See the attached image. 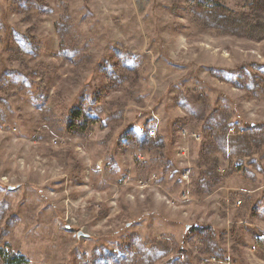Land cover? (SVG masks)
I'll list each match as a JSON object with an SVG mask.
<instances>
[{
  "label": "rangeland",
  "instance_id": "374dc122",
  "mask_svg": "<svg viewBox=\"0 0 264 264\" xmlns=\"http://www.w3.org/2000/svg\"><path fill=\"white\" fill-rule=\"evenodd\" d=\"M4 253L264 264V0H0Z\"/></svg>",
  "mask_w": 264,
  "mask_h": 264
},
{
  "label": "trees",
  "instance_id": "16d2710c",
  "mask_svg": "<svg viewBox=\"0 0 264 264\" xmlns=\"http://www.w3.org/2000/svg\"><path fill=\"white\" fill-rule=\"evenodd\" d=\"M75 115L77 116L78 112H76ZM21 259L22 258L18 259V258L14 257V256L8 257V255H7L6 258H5V261H6L5 264H19L21 262Z\"/></svg>",
  "mask_w": 264,
  "mask_h": 264
},
{
  "label": "built area",
  "instance_id": "2783aa9c",
  "mask_svg": "<svg viewBox=\"0 0 264 264\" xmlns=\"http://www.w3.org/2000/svg\"><path fill=\"white\" fill-rule=\"evenodd\" d=\"M18 255H19V254H17L16 256L14 255V257H16V258H18V259L21 258V256H18ZM3 256L6 257L7 254L4 253ZM211 261H212V263H215V262H216L215 258H212Z\"/></svg>",
  "mask_w": 264,
  "mask_h": 264
},
{
  "label": "water",
  "instance_id": "95a60500",
  "mask_svg": "<svg viewBox=\"0 0 264 264\" xmlns=\"http://www.w3.org/2000/svg\"><path fill=\"white\" fill-rule=\"evenodd\" d=\"M78 235H81V232H79Z\"/></svg>",
  "mask_w": 264,
  "mask_h": 264
}]
</instances>
